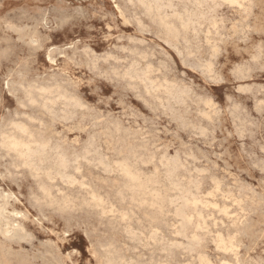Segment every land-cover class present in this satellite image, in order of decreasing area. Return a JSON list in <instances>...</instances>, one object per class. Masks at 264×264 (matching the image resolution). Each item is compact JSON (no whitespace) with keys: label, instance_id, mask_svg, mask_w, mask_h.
<instances>
[{"label":"rangeland","instance_id":"374dc122","mask_svg":"<svg viewBox=\"0 0 264 264\" xmlns=\"http://www.w3.org/2000/svg\"><path fill=\"white\" fill-rule=\"evenodd\" d=\"M128 1L0 0V53H4L0 56V115H37L36 134H43L40 137L45 142L61 148L50 183L62 194L54 205L37 203L36 181L26 169H21L15 179L0 180V204L6 209L0 226L7 227L3 222L10 225L8 235L0 231V264H200L202 260L203 264H264V153L260 151L264 147V66L257 64L252 71L246 66L239 78L231 76L228 67L246 65L249 51L264 47V0H215L209 9L180 4L179 0H160L158 8L149 12L138 0ZM117 47H127L142 58L146 80L140 87L128 88L91 71L94 58L110 54ZM17 65L24 67L30 79L40 77L57 83L71 79L76 107L62 108L57 100L18 113L17 98L9 88V77L18 79L14 75ZM225 68L230 71L227 75ZM37 124L45 129L39 130ZM201 129H207L205 137L199 135ZM86 146L91 148L87 150ZM79 150H87L90 155L86 151L80 156ZM60 161L67 165L61 162V167ZM174 163L178 164L173 167ZM166 170L174 179L166 176ZM4 172L0 168V175ZM64 173L75 180H68ZM189 180L195 188L187 185ZM217 185L220 193L209 197ZM190 191L195 193L188 194ZM193 199H200L202 204L207 200L215 207L201 211ZM174 201L181 204L174 205ZM173 207L180 209L175 211ZM190 214L195 222L185 223ZM218 238L229 242L220 243Z\"/></svg>","mask_w":264,"mask_h":264},{"label":"clouds","instance_id":"9594fccd","mask_svg":"<svg viewBox=\"0 0 264 264\" xmlns=\"http://www.w3.org/2000/svg\"><path fill=\"white\" fill-rule=\"evenodd\" d=\"M138 3L147 12L154 10L158 6L159 0H138ZM179 3L195 4L197 8L209 9L215 0H179ZM203 26L201 25V27ZM209 39H211V34ZM30 42L36 44L35 39ZM248 54L250 60L246 62V66L249 70L257 64L264 66L262 47L258 50L252 49ZM2 55L4 53H0V56ZM72 56L74 59L75 52L72 53ZM90 68L101 77L119 81L128 88H136L146 80V70L143 68L142 58L127 47H117L110 54L94 58ZM14 75L18 79L13 80L12 77H9V88L17 98L18 113L21 109L41 107L55 103L57 100L61 102L62 108L74 106L73 84L70 79L64 78L59 83L46 81L40 77L30 79L22 65H17ZM63 75L67 77V73ZM243 90L240 89V91ZM50 97H55L56 100L50 99ZM35 123L37 121L30 116L22 118L20 115L12 113L0 115V153H4L0 156V168L5 169L4 174L0 175V180L15 179L21 169L29 170L32 179L36 181L34 195L37 198V203L54 205L62 195L50 183L54 160L59 150L55 145L45 142L36 134ZM206 134L207 129L199 131L200 136ZM260 151L264 153V147H261ZM261 164L264 165V161H261ZM10 169H15V172ZM9 199H15V197H9Z\"/></svg>","mask_w":264,"mask_h":264},{"label":"bare ground","instance_id":"6f19581e","mask_svg":"<svg viewBox=\"0 0 264 264\" xmlns=\"http://www.w3.org/2000/svg\"><path fill=\"white\" fill-rule=\"evenodd\" d=\"M110 1H111V0H110ZM112 1H113V0H112ZM130 1H131V0H130ZM130 1H128V2H130ZM159 1H160V0H159ZM161 1H162V0H161ZM161 1H160V2H161ZM167 1H168V0H167ZM229 1H230V0H229ZM229 1H228V2H229ZM235 1H236V0H235ZM238 1H239V0H237V2H238ZM171 2H172V1H171ZM233 2H234V0L232 1V3H233ZM241 2H242V1H241ZM234 3H235V2H234ZM248 3H249V2H248ZM166 4H168V3H166ZM169 4H170V3H169ZM171 4H172V3H171ZM237 4H238V3H237ZM239 4H240V3H239ZM161 5H162V4H161ZM161 5H160V6H161ZM162 6H164V5H162ZM162 6H161V7H162ZM185 6H186V5H185ZM185 6H184V8H185ZM121 7H122V6H121ZM157 8H158V6H157ZM162 8H163V7H162ZM188 9H189V8H188ZM240 9H241V8H240ZM255 9H256V8H255ZM156 10H157V9H156ZM159 10H160V9H159ZM161 10H162V9H161ZM185 10H186V9H185ZM23 11H24V10H23ZM152 11H153V10H152ZM162 11H163V12H162ZM162 11H159V12H162V14H163V13H164V10H162ZM167 11H168V10H167ZM148 12H149V11H148ZM155 12L157 13L158 11H155ZM155 12H153V13H155ZM174 12H175V11H174ZM176 12H177V11H176ZM184 12H185V11H184ZM184 12H183V13H184ZM187 12H189V11L187 10ZM187 12H186V15H187V17H188L189 14H188ZM183 13H182V15H183ZM189 13H190V12H189ZM203 13H204V12H203ZM150 14H151V13H150ZM205 14H206V12L204 13V16H205ZM132 15H134V14H132ZM151 15H152V14H151ZM163 15H164V14H163ZM172 15H173V14H172ZM177 15H181V14H177ZM177 15H176V16H177ZM184 15H185V14H184ZM198 15H199V14H198ZM122 16H123V15H122ZM158 16H159V14H158ZM158 16H157V18H158ZM190 16H191V15H190ZM190 16H189V17H190ZM192 16H193V15H192ZM195 16H196V15H195ZM200 16H201V15H200ZM200 16H199V19H196V18H195V19H196V20H200ZM202 16H203V15H202ZM256 16H257V15H256ZM144 17H145V16H144ZM149 17H150V16H149ZM159 17H161V15H160ZM165 17H166V16H165ZM165 17H164V18H165ZM177 17H178V16H177ZM185 17H186V16H185ZM205 17H206V16H205ZM157 18H156V19H157ZM166 18H167V17H166ZM174 18H175V17H174ZM179 18H181V17H178L177 19H179ZM190 18H191V17H190ZM251 18H252V17H251ZM191 19H192V18H191ZM202 19L204 20V17H202ZM217 19H218V18H217ZM158 20H159V19H158ZM167 20H168V19H167ZM169 20H170V18H169ZM173 20H174V19H173ZM186 20L189 21V18H188V19L186 18ZM196 20H194V21H196ZM163 21H166V20L163 19ZM174 21H175V23H176V20H174ZM179 21H181V20H179ZM179 21H178V23H179ZM135 22H136V21H135ZM157 22H158V21H157ZM159 22H160V20H159ZM181 22H182V21H181ZM183 22H184V20H183ZM186 22H187V21H185L184 23L186 24ZM218 22H219V21H218ZM2 23H3V22H2ZM15 23H16V22H15ZM155 23H156V22H155ZM160 23H161V22H160ZM168 23H169V21H168ZM170 23H172V22H170ZM184 23H183V24H184ZM189 23H190V22H189ZM164 24H165V23H164ZM164 24H163V26H162L163 28H164ZM176 24H177V23H176ZM183 24H182V28L184 29L185 26H183ZM197 24H198V23H197ZM217 24H218V23H217ZM154 25H155V24H154ZM158 25H159V24H158ZM160 25H161V24H160ZM180 25H181V24H180ZM187 25H188V27L190 26L189 24H187ZM191 25H192V24H191ZM193 25H194V22H193ZM210 25H211V24H210ZM139 26H140V25H139ZM178 26H179V24H178ZM168 27H169V26H168ZM168 27H167V28H168ZM170 27H172V26H170ZM174 27H175V25H174ZM174 27H172V28H174ZM179 27H180V26H179ZM190 27H191V26H190ZM192 27H193V26H192ZM246 27H247V26H246ZM138 28H140V27H138ZM141 28H142V27H141ZM167 28H165V29H167ZM172 28H168V29H172ZM182 28H181V29H182ZM175 29H176V27H175ZM187 29H188V28H187ZM190 29H194V28H190ZM140 30H141V29H140ZM176 30L180 31L179 29H176ZM176 30H175V32H178V31H176ZM198 30H199V29H198ZM173 31H174V30H173ZM186 31H187V30H186ZM186 31H185V32H186ZM199 31H200V30H199ZM239 31H240V30H239ZM147 32H148V31H147ZM149 32H150V31H149ZM159 32H160V31H159ZM170 32H172V31L170 30ZM183 32H184V30H183ZM207 32H208V31H207ZM250 32H251V31H250ZM143 33H144V32H143ZM156 33H157V32H156ZM168 33H169V31H168ZM173 33H174V32H173ZM178 33H179V32H178ZM178 33H176V34H178ZM186 33H187V32H186ZM160 34H161V33H160ZM170 34H171V33H170ZM183 34H184V33H183ZM210 34H211V33H210ZM242 34H243V33H242ZM142 35H143V34H142ZM179 35L181 36V34H179ZM205 35H206V34H205ZM249 35H250V34H249ZM172 36H173V34H172ZM219 36H220V35H219ZM223 36H224V35H223ZM236 36H237V35H236ZM166 37H167V36H166ZM177 37H178V35H177ZM177 37H176V38H177ZM198 37H199V36H198ZM205 37H206V36H205ZM176 38L173 37V38H171V39L177 40ZM183 38H185V37H183ZM239 38H240V37H239ZM197 39H198V38H197ZM199 39H200V38H199ZM199 39H198V40H199ZM206 39H207V37H206ZM135 40H136V39H135ZM231 40H232V39H231ZM129 41H131V40H129ZM166 41H167V40H166ZM191 41H192V40H191ZM195 41H197V40H195ZM207 41H209V40H207ZM214 41H215V40H214ZM13 42H14V41H13ZM193 42H194V41H193ZM218 42H219V41H218ZM165 43H166V42H165ZM258 43H259V42H258ZM141 44H142V43H141ZM206 44H207V43H206ZM211 45H212V44H211ZM145 47H146V46H145ZM190 47H191V45H190ZM255 47H256V46H255ZM258 47H259V46H258ZM191 48H192V47H191ZM145 49H146V48H145ZM211 49H212V48H211ZM259 49H260V48H259ZM139 50H140V49H139ZM195 50H197V49H195ZM111 51H112V50H111ZM147 51H148V50H147ZM149 51H150V48H149ZM191 51H192V50H191ZM191 51H190V52H191ZM194 53H195V52H194ZM198 53H199V52H198ZM139 54H141V53H139ZM143 54H144V53H143ZM145 54H146V53H145ZM213 54H214V53H213ZM147 55H149V54H147ZM189 55H190V54H189ZM194 55H195V54H194ZM141 56H142V55H141ZM145 56H146V55H145ZM150 56H151V55H150ZM191 56H192V55H191ZM192 57H193V56H192ZM15 59H16V58H15ZM144 59H145V58H144ZM147 59H148V58H147ZM150 59H151V58H150ZM188 59H189V58H188ZM190 59H191V58H190ZM216 59H217V58H216ZM188 61H189V60H188ZM246 61H247V60H246ZM159 62H160V60H159ZM242 63H244V62H242ZM82 64H83V63H82ZM244 64H245V63H244ZM164 65H165V64H164ZM184 65H185V64H184ZM233 65H234V64H233ZM236 65H237V64H236ZM148 66H149V65H148ZM198 66H199V65H198ZM231 66H232V65H231ZM156 67H157V66H156ZM156 67H155V68H156ZM188 67H189V66H188ZM200 67H201V66H200ZM1 68H2V67H1ZM149 68H150V67H149ZM155 68H154V69H155ZM219 68H220V67H219ZM229 69H230V68H229ZM248 69H249V68H248ZM87 70H88V69H87ZM148 70H149V69H148ZM191 70H192V69H191ZM199 70H200V69H199ZM216 70H217V69H216ZM243 70H244V69H242V71H243ZM201 71H202V70H201ZM247 71H248V70H247ZM251 71H252V70H251ZM90 72H91V71H90ZM158 72H159V71H158ZM229 72H230V71H229ZM229 72H228V73H229ZM147 73H148V72H147ZM218 73H219V72H218ZM243 73H244V72H243ZM245 73H246V72H245ZM250 73H251V72H250ZM89 74H90V73H89ZM153 74H154V72H153ZM215 75H216V74H215ZM247 75H248V74H247ZM91 76H92V75H91ZM203 76H204V75H203ZM231 76H233V75H231ZM98 77H99V76H98ZM161 77H162V76H161ZM215 77H216V76H215ZM155 78H156V77H155ZM88 79H89V78H88ZM243 79H244V78H243ZM70 80H71V79H70ZM150 82H151V81H150ZM165 82H166V81H165ZM165 82H163V84H164ZM146 83H147V82H146ZM152 83H156V82H152ZM166 83H167V82H166ZM147 84H148V83H147ZM147 84H146V85H147ZM173 84H174V83H173ZM117 85H118V84H117ZM161 85H162V84H161ZM177 85H178V84H177ZM247 85H248V84H247ZM255 85H257V84H255ZM196 86H197V85H196ZM139 87H140V86H139ZM173 87H174V86H173ZM181 87H182V86H181ZM119 88H120V87H119ZM124 88H125V87H124ZM248 88H249V87H248ZM255 88H256V87H255ZM10 89H11V88H10ZM74 89H76V88H74ZM142 89H143V88H142ZM142 89H141V90H142ZM167 89H168V86H167ZM173 89H174V88H173ZM173 89H172V91H174ZM198 89H199V88H198ZM243 89H244V88H243ZM184 90H185V89H184ZM199 90H200V89H199ZM249 90H250V89H249ZM262 90H263V89H262ZM262 90H261V91H262ZM124 91H125V90H124ZM151 91H152V90H151ZM157 91H158V90H157ZM164 91H165V90H164ZM166 91H167V90H166ZM166 91H165V92H166ZM169 91H171V88H170V90L168 89V92H169ZM175 91H176V90H175ZM207 91H208V90H207ZM258 91H259V90H258ZM204 92H206V91H204ZM140 93H141V92H140ZM143 93H144V92H143ZM169 93H170V92H169ZM172 93H173V92H172ZM193 93H194V92H193ZM173 94H174V93H173ZM179 94H180V93H179ZM242 94H243V93H242ZM258 94H259V93H258ZM174 95H176V94H174ZM177 95H178V93H177ZM182 95H184V94H182ZM204 95H205V94H204ZM169 96L171 97L172 95L168 94V97H169ZM185 96H186V95H185ZM198 96H199V95H198ZM174 97H176V96H174ZM174 97H173V98H174ZM182 97H183V96H182ZM186 97H187V96H186ZM205 97H206V96H205ZM165 98H166V97H165ZM191 98H192V97H191ZM209 98H210V96H209ZM228 98H229V97H228ZM230 98H231V97H230ZM51 99H53V98L51 97ZM55 99H56V98H55ZM80 99H81V98H80ZM160 99H161V98H160ZM160 99H159V100H160ZM226 99H227V98H226ZM231 99H232V98H231ZM73 100H74V99H73ZM76 100H77V99H76ZM156 100H157V99H156ZM171 100H172V99H171ZM183 100H184V99H183ZM188 100H189V99H188ZM74 101H75V100H74ZM160 101H161V100H160ZM204 101H206V100H204ZM252 101H253V100H252ZM76 102H77V101H76ZM76 102H74V103H76ZM209 102H210V101H209ZM211 102H212V101H211ZM227 102H228V101H227ZM59 103H60V102H59ZM139 103H140V102H139ZM185 103H186V102H185ZM153 104H154V103H153ZM172 104H174V103H172ZM235 104H236V103H235ZM254 104H255V103H254ZM47 105H48V104H47ZM159 105H160V104H159ZM164 105H165V104H164ZM202 105H203V104H202ZM214 105H215V104H214ZM230 105H231V104H230ZM230 105H229V106H230ZM255 105H256V104H255ZM257 105H258V104H257ZM74 106L76 107V105H74ZM77 106H78V103H77ZM143 106H144V105H143ZM203 106H204V105H203ZM232 106H233V105H232ZM44 107H46V106H44ZM75 107H73V108H75ZM82 107H83V106H82ZM126 107H127V106H126ZM160 107H161V106H160ZM183 107H184V106H183ZM263 107H264V105H263ZM263 107H262V108H263ZM38 108H40V107H38ZM42 108H43V107H42ZM42 108H41V109H42ZM67 108H68V107H67ZM146 108H147V107H146ZM213 108H214V107H213ZM34 109H35V108H34ZM44 109H45V108H44ZM47 109H48V107H47ZM47 109H46V112H47ZM50 109H52V108H50ZM50 109H49V110H50ZM57 109H58V108H57ZM69 109L71 110V108H69ZM75 109H76V108H75ZM75 109H73V110H75ZM187 109H188V108H187ZM65 110H66V109H65ZM76 110H77V109H76ZM145 110H146V109H145ZM148 110H149V109H148ZM164 110H165V109H164ZM169 110H170V109H169ZM40 111H41V110H40ZM50 111H51V110H50ZM59 111H60V110H59ZM63 111H64V110H63ZM71 111H72V110H71ZM133 111H134V110H133ZM149 111H150V110H149ZM154 111H155V110H154ZM230 111H231V110H230ZM237 111H238V109H237ZM254 111H255V110H254ZM29 112H30V111H29ZM35 112H36V111H35ZM66 112H67V111H66ZM160 112H161V111H160ZM162 112H163V111H162ZM54 113H55V112H54ZM60 113H61V112H60ZM73 113H74V112H73ZM136 113H137V112H136ZM152 113H153V112H152ZM224 113H225V112H224ZM33 114H34V112H33ZM39 114H40V113H39ZM42 114H44V113H42ZM45 114H46V113H45ZM45 114H44V115H45ZM49 114H50V112H49ZM75 114H76V113H75ZM96 114H97V113H96ZM138 114H139V113H138ZM214 114H215V113H214ZM218 114H219V113H218ZM232 114H234V113H232ZM246 114H247V113H246ZM259 114H260V113H259ZM40 115H41V114H40ZM44 115H43V116H44ZM51 115H52V113H51ZM54 115H55V114H54ZM63 115H64V114H63ZM67 115H69V114H67ZM71 115H72V114H71ZM127 115H128V114H127ZM165 115H166V114H165ZM32 116H33V115H32ZM48 116H49V115H48ZM55 116H56V115H55ZM69 116H70V115H69ZM72 116H74V115H72ZM75 116H76V115H75ZM136 116H137V115H136ZM176 116H177V115H176ZM202 116H203V115H202ZM206 116H207V115H206ZM213 116H214V115H213ZM232 116H233V115H232ZM235 116H237V115H235ZM35 117L37 118V115H35ZM35 117H33V119H34ZM50 117H51V116H50ZM53 117H54V116H53ZM56 117H57V116H56ZM66 117H67V116H66ZM177 117H178V116H177ZM215 117H216V116H215ZM230 117H231V116H230ZM230 117H229V118H230ZM252 117H253V116H252ZM38 118H39V117H38ZM44 118H45V116H44ZM46 118H47V117H46ZM57 118H58V117H57ZM63 118H64V117H63ZM69 118H71V117H69ZM74 118H75V117H74ZM107 118H108V117H107ZM107 118H106V119H107ZM147 118H148V117H147ZM179 118H180V117H179ZM211 118H212V117H211ZM237 118H238V116H237ZM40 119H42V118H40ZM49 119H50V118H49ZM51 119H52L51 121H53V118H51ZM55 119H56V118H55ZM200 119H201V118H200ZM248 119H249V118H248ZM36 120H37V119H36ZM43 120H44V119H43ZM206 120H207V119H206ZM233 120H234V119H233ZM236 120H237V119H236ZM238 120H239V119H238ZM238 120H237V121H238ZM41 121H42V120H41ZM51 121H50V122H51ZM72 121H73V120H72ZM82 121H84V120H82ZM211 121H212V120H211ZM39 122H40V121H39ZM69 122H70V121H69ZM230 122H231V121H230ZM241 122H242V121H241ZM246 122H247V121H246ZM40 123H41V122H40ZM40 123H39V125H40ZM44 123H45L44 126H46V121H45ZM65 123H66V122H65ZM103 123H104V121H103ZM190 123H191V122H190ZM42 124H43V123H42ZM47 124H49V123H47ZM107 124H108V123H107ZM109 124H110V123H109ZM113 124H114V123H113ZM148 124H149V123H148ZM199 124H200V123H199ZM199 124H198V125H199ZM209 124H211V123H209ZM37 125H38V124H37ZM39 125L37 126V128H39ZM52 125H53V124H52ZM111 125H112V124H111ZM117 125H118V124H117ZM117 125H116V127H117ZM205 125H206V124H205ZM34 126H35V125H34ZM95 126H96V125H95ZM100 126H101V125H100ZM145 126H146V125H145ZM200 126H201V125H200ZM49 127H50V125H49ZM51 127H52V126H51ZM51 127H50V128H51ZM238 127H240V126H238ZM34 128H35V127H34ZM47 128H48V127H47ZM50 128H49V129H50ZM91 128H92V127H91ZM204 128H205V127H204ZM243 128H244V127H243ZM43 129H45V128H43ZM43 129H40V128H39V130H43ZM49 129H47V130H49ZM52 129H53V128H52ZM93 129H94V128H93ZM117 129L119 130V127H118ZM156 129H157V128H156ZM223 129H224V128H223ZM236 129H237V128H236ZM238 129H240V128H238ZM50 130H51V129H50ZM90 130H91V129H90ZM104 130H105V128H104ZM106 130H107V128H106ZM108 130H109V129H108ZM114 130H115V129H114ZM118 130H117V131H118ZM146 130H147V129H146ZM153 130H154V129H153ZM189 130H190V129H189ZM91 131H92V130H91ZM130 131H131V130H130ZM142 131H143V130H142ZM242 131H243V130H242ZM79 132H80V131H79ZM145 132H146V131H145ZM52 133H53V132H52ZM95 133H96V132H95ZM141 133H142V132H141ZM172 133H173V132H172ZM197 133H198V132H197ZM207 134H208V133H207ZM212 134H213V133H212ZM238 134H239V133H238ZM240 134H241V133H240ZM251 134H252V133H251ZM40 135H41V134H40ZM40 135H39V136H40ZM42 135H43V134H42ZM42 135H41V136H42ZM50 135H52V134H50ZM150 135H151V133H150ZM52 136H53V135H52ZM54 136H55V135H54ZM57 136H58V135H57ZM105 136H106V134H105ZM230 136H231V135H230ZM256 136H257V135H256ZM55 137H56V136H55ZM55 137L52 138V139H55ZM121 137H122V136H121ZM124 137H125V136H124ZM140 137H141V136H140ZM171 137H172V136H171ZM204 137H205V136H204ZM43 138H44V137H43ZM57 138H58V137H57ZM60 138H61V137H60ZM60 138H59V139H60ZM94 138H95V137H94ZM172 138H173V137H172ZM48 139H49V138H48ZM62 139H63V138H62ZM193 139H194V138H193ZM251 139H252V138H251ZM50 140H51V139H50ZM50 140H49V141H50ZM57 140H58V139H57ZM143 140H144V139H143ZM177 140H178V139H177ZM214 140H215V139H214ZM216 140H217V139H216ZM60 141H61V139H60ZM89 141H90V140H89ZM93 141H94V140H93ZM54 142H55V144L57 143V141H55V140H54ZM87 142H88V141H87ZM94 142H95V141H94ZM96 142H97V141H96ZM96 142H95V143H96ZM113 142H114V141H113ZM174 142H175V141H174ZM179 142H180V141H179ZM207 142H208V141H207ZM49 143H51V141H50ZM60 143L63 144L62 141H61ZM60 143H59V144H60ZM88 143H89V142H88ZM95 143H94V144H95ZM86 144H87V143H86ZM92 144H93V143H92ZM150 144H151V143H150ZM65 145H66V143H65ZM65 145L63 146L64 148H66ZM73 145H74V144H73ZM84 145H85V144H84ZM98 145H99V144H98ZM160 145H161V144H160ZM60 146H62V145H60ZM68 146H69V144H68ZM74 146H75V145H74ZM89 146H91V145H89ZM94 146H95V145H94ZM94 146H93V147H94ZM151 146H152V145H151ZM248 146H249V145H248ZM57 147H58V145H57ZM57 147H56V148H57ZM63 147H62V148H63ZM70 147H71V145H70ZM86 147H87V146H86ZM100 147H101V146H100ZM262 147H263V146H262ZM67 148H69V147H67ZM78 148H79V147H78ZM88 148H91V147H87V150H88ZM94 148H96V147H94ZM94 148H93V149H94ZM162 148H163V147H162ZM220 148H221V147H220ZM259 148H260V147H259ZM71 149H72V147H71ZM71 149H70V150H71ZM80 149H83V148H80ZM98 149H99V147H98ZM59 150H61L60 147H59ZM62 150H63V149H62ZM75 150H76V149H75ZM87 150H86V151H87ZM89 150H90V149H89ZM96 150H97V149H96ZM100 150H101V149H100ZM157 150L159 151V148H158ZM160 150H162V149H160ZM182 150H183V149H182ZM241 150H242V149H241ZM63 151H64V153H65L66 150L64 149ZM67 151H69V149H68ZM79 151H80V150H79ZM86 151H83V152H86ZM175 151H176V150H175ZM183 151H184V150H183ZM59 152H60V151H59ZM61 152H62V151H61ZM72 152H74V149H73ZM77 152H78V151H76L75 153L77 154ZM80 152H81V151H80ZM80 152H79V153H80ZM83 152H81L80 156L82 155ZM88 152H89V151H87L86 153H88ZM91 152H92V151H91ZM197 152H198V151H197ZM64 153H63V154H64ZM96 153H97V152H96ZM141 153H142V152H141ZM163 153H164V152H163ZM180 153H181V152H180ZM180 153H179V154H180ZM189 153H190V152H189ZM245 153H246V152H245ZM71 154H72V153H71ZM73 154H74V153H73ZM73 154H72V155H73ZM88 154H89V153H88ZM93 154H94V153H93ZM97 154H98V153H97ZM183 154H184V152H183ZM196 154H197V153H196ZM57 155H58V153H57ZM67 155H68V154H67ZM72 155H71V158H73ZM89 155H90V154H89ZM192 155H193V154H192ZM58 156H59V157H58V159H59L60 156H61V154L58 155ZM65 156H66V155H65ZM76 156H78V155H76ZM87 156H88V155H87ZM96 156H97V155H96ZM142 156H143V155H142ZM152 156H153V155H152ZM197 156H198V155H197ZM205 156H206V155H205ZM251 156H252V155H251ZM85 157H86V156H85ZM93 157H95V154H94ZM82 158H83V157H81V159H82ZM86 158H88V157H86ZM91 158H92V157H91ZM103 158H104V157H103ZM194 158H195V157H194ZM56 159H57V156H56V158H55L54 161H56ZM66 159H67V157H66ZM74 159H75V158H74ZM74 159H73V160H74ZM76 159H77V157H76ZM76 159H75V161H76ZM94 159H96V158H94ZM99 159H100V158H99ZM161 159H162V158H161ZM167 159H168V157H167ZM175 159H176V158H175ZM189 159H190V158H189ZM62 160H64V159H62ZM86 160H88V159H86ZM89 160H91V159H89ZM92 160H93V159H92ZM102 160H103V159H102ZM152 160H153V159H152ZM183 160H185V159H183ZM201 160H202V159H201ZM201 160H200V161H201ZM57 161H58V160H57ZM68 161H69V160H68ZM68 161L66 160V161H64V162L67 163ZM96 161H97V160H96ZM100 161H101V160H98L97 162H100ZM124 161H125V160H124ZM139 161H140V160H139ZM145 161H146V160H145ZM179 161H180V160H179ZM191 161H192V160H191ZM251 161H252V160H251ZM61 162H63V161H60V163L58 162V164H59V165L61 164V167H63ZM64 162H63V163H64ZM73 162H74V161H73ZM73 162H72V163H73ZM76 162H77V161H76ZM87 162H90V161H87ZM101 162H103V161H101ZM114 162H115V161H114ZM159 162H160V161H159ZM167 162H170V161H167ZM206 162H207V161H206ZM209 162H210V161H209ZM214 162H215V161H214ZM54 163H55V162H54ZM94 163H95V162H94ZM106 163H107V162H106ZM116 163H117V162H116ZM120 163L124 164L125 162H122V161H121ZM160 163H161V162H160ZM171 163H173V162H171ZM64 164H65V163H64ZM69 164H70V163H69ZM69 164H68V165H69ZM77 164H78V163H77ZM103 164H105V162H104ZM117 164H118V163H117ZM122 164H120V165H122ZM126 164H127V163H126ZM126 164H125V165H126ZM167 164H168V163H167ZM175 164H178V163H174V164H171V165L174 167ZM192 164H193V163H192ZM195 164H196V163H195ZM254 164H255V163H254ZM65 165H67V164H65ZM71 165H72V164H71ZM120 165H119V167H120ZM168 165H169V164H168ZM168 165H167V166H168ZM76 166H77V165H76ZM81 166H82V165H81ZM81 166H80V167H81ZM105 166H106V165H105ZM105 166H104V167H105ZM115 166H116V165H115ZM130 166H131V165H130ZM130 166H128V167H130ZM160 166H161V165H160ZM167 166H166V167H167ZM195 166H196V165H195ZM205 166H206V165H205ZM256 166H257V165H256ZM58 167H59V166H58ZM69 167H70V166H69ZM71 167H72V166H71ZM71 167H70V168H71ZM73 167H74V166H73ZM73 167H72V168H73ZM78 167H79V166H78ZM94 167H95V166H94ZM122 167H123V166H122ZM161 167H162V166H161ZM161 167H160V169H161ZM166 167H165V168H166ZM168 167H170V165H169ZM168 167H167V169H169ZM173 167H172V169H173ZM177 167H178V165H176V168H177ZM64 168H65V166H64ZM70 168H69V169H70ZM75 168L77 169V167H75ZM106 168H107V167H106ZM108 168H109V167H108ZM125 168H126V167L124 166V169H125ZM162 168H163V167H162ZM176 168H175V169H176ZM183 168H184V167H183ZM192 168H193V167H192ZM263 168H264V167H263ZM76 169H74V170L76 171ZM102 169H103V168H102ZM124 169H123V171H124ZM127 169H128V168H126V170H127ZM205 169H206V168H205ZM64 170H66V169H63V172H64ZM77 170H79V168H78ZM107 170H108V169H107ZM170 170H171V169H170ZM183 170H184V169H183ZM80 171H81V170H80ZM123 171H120V172L122 173ZM127 171H128V170H127ZM166 171H168V173H166V174H167L166 176L169 177L168 174H169V173L172 174V172L169 171V170H166ZM172 171H173V170H172ZM186 171H187V170H186ZM261 171H262V170H261ZM56 172H57V171H56ZM110 172H111V171H110ZM124 172H126V171H124ZM136 172H137V171H136ZM174 172H175V171H174ZM177 172H179V171H177ZM196 172H197V171H196ZM105 173H106V172H105ZM111 173H112V172H111ZM128 173H129V171H128ZM138 173H139V172H138ZM163 173H164V172H163ZM175 173H176V172H175ZM179 173H181V172H179ZM191 173H192V172H191ZM198 173H199V172H198ZM205 173H206V172H205ZM207 173H208V171H207ZM211 173H212V172H211ZM211 173H210V174H211ZM259 173H260V172H259ZM60 174H62V173H60ZM60 174H58V175L60 176ZM64 174H65V173H64ZM71 174H72V173H71ZM66 175H67V174H65V177H67L68 180H69L70 178H73L72 176H71L70 178L68 177V175L70 176V174H68L67 176H66ZM129 175H131V174L129 173ZM129 175H128V176H129ZM169 175H170V174H169ZM173 175H174V173H173ZM189 175H190V174H189ZM197 175H198V174H197ZM56 176H57V175H56ZM56 176H55V177H56ZM63 176H64V175H63ZM63 176H62V177H63ZM128 176H127V177H128ZM138 176H139V175H138ZM170 176L173 177L172 175H170ZM133 177L135 178V174L133 175ZM133 177H129V178H132V180L136 181V179H133ZM167 177H166V178H167ZM183 177H184V176H183ZM30 178H31V177H30ZM53 178H54V177H53ZM153 178H154V177H153ZM198 178H199V177H198ZM212 178H213V177H212ZM73 179H74V178H73ZM127 179H128V178H127ZM173 179H174V177H173ZM190 179H191V178H190ZM195 179H196V178H195ZM61 180H63V178H62ZM65 180H66V179H65ZM74 180H75V179H74ZM130 180H131V179H130ZM137 180H139V179H137ZM169 180H170V179H169ZM178 180H179V179H178ZM222 180H223V179H222ZM70 181L72 182V179H71ZM80 181H82V180H80ZM147 181H148V180H147ZM152 181H153V180H152ZM172 181H173V180H172ZM189 181H190V180H189ZM64 182H65V181H64ZM74 182H75V181H74ZM176 182H177V181H176ZM176 182H172V183L174 184V183H176ZM197 182H198V181H197ZM65 183H68V182H65ZM79 183H80V182H79ZM125 183H127V182H125ZM189 183H190V184H187V185H189V186H190V185H193V188H195L193 182H192L193 184H191V181H190ZM213 183H214V182H213ZM223 183H224V182H223ZM68 184H69V183H68ZM70 184H71V183H70ZM81 184H83V183H81ZM143 184H144V182H143ZM143 184H142V185H143ZM218 184H219V183H218ZM78 185H80V184H78ZM125 185H126V184H125ZM174 185H175V184H174ZM174 185H173V186H174ZM179 185H180V184H179ZM183 185H184V184H183ZM197 185H198V184H197ZM199 185H200V184H199ZM228 185H229V184H228ZM80 186H81V185H80ZM82 186H83V185H82ZM84 186H85V185H84ZM177 186H178V184H177ZM177 186H176V187H177ZM195 186H196V185H195ZM213 186H214V185H213ZM215 186H216V185H215ZM240 186H241V185H240ZM85 187H86V186H85ZM181 187H182V186H181ZM190 187H191V186H190ZM217 187H218V185H217ZM230 187H231V186H230ZM82 188H83V187H82ZM124 188H125V187H124ZM128 188H129V187H128ZM131 188L133 189L134 187L132 186ZM198 188H199V187H198ZM198 188H196L195 190H197ZM213 188H214V187H213ZM172 189H173V188H172ZM241 189H242V188H241ZM241 189H240V190H241ZM173 190H174V189H173ZM182 190H183V189H182ZM189 190H190V188H189ZM189 190H188V191H189ZM191 190H194V189H191ZM195 190H194V191H195ZM247 190H248V189H247ZM247 190H246V191H247ZM133 191H134V190H133ZM133 191H130V192H133ZM175 191H178V189L175 190ZM251 191H252V190H251ZM143 192H144V191H143ZM149 192H150V191H149ZM154 192H155V191H154ZM185 192H186V191H185ZM195 192H196V191H195ZM195 192H191V191H190V192H188V194H189V193L192 194V193H195ZM90 193H91V192H90ZM126 193H127V192H126ZM172 193H173V191H172ZM178 193H179V192H178ZM219 193H220V192H219ZM227 193H228V192H227ZM155 194H156V193H155ZM159 194H160V193H159ZM188 194H186V195H188ZM196 194H197V192H196ZM196 194H194V195H196ZM93 195H94V194H93ZM122 195H123V194H122ZM152 195H153V193H152ZM176 195H177V193H176ZM184 195H185V194H184ZM199 195H200V194H199ZM204 195H205V194H204ZM223 195H224V194H223ZM229 195H231V194H229ZM238 195H239V194H238ZM124 196H125V194H124ZM179 196H180V195H179ZM214 196H215V195H214ZM90 197H91V196H90ZM120 197H121V195H120ZM154 197H155V196H154ZM168 197H169V196H168ZM176 197H177V196H176ZM176 197L174 198V200H176ZM193 197H194V196H193ZM195 197H197V195H196ZM220 197H221V196H220ZM95 198H96V197L93 196L92 199L95 200ZM97 198H98V197H97ZM121 198H123V197H121ZM138 198H139V197H138ZM177 198H179V197H177ZM183 198H184V197L182 196V200H183ZM191 198H192V196H191ZM214 198H215V197H214ZM221 198H222V197H221ZM232 198H233V197H232ZM67 199H68V198H67ZM98 199H99V198H98ZM98 199H97V200H98ZM170 199H171V197H170ZM172 199H173V198H172ZM172 199H171L170 201H172ZM179 199H180V198H179ZM184 199H185V198H184ZM211 199H212V198H211ZM238 199H239V198H238ZM101 200H102V199H100V201H101ZM168 200H169V199H168ZM193 200H194V199H193ZM198 200H200V199H198ZM68 201H69V200H68ZM100 201H99V202H100ZM177 201H178V199H177ZM179 201H181V200H179ZM179 201H178V202H179ZM186 201H187V200H186ZM186 201H185V203H187L186 205H188V203H189L190 201H189V202H186ZM194 201H195V200H194ZM200 201H201V200H200ZM203 201H204V200H203ZM90 202H92V201H90ZM94 202H95V201H94ZM160 202H161V201H160ZM172 202H173V201H172ZM181 202H184V200L181 201ZM181 202L178 204L177 202L174 201V203H175L174 205H176V203H177L178 205H180ZM192 202H193V201H192ZM59 203H60V202H59ZM71 203H72V201H71ZM96 203H97V202H96ZM100 203H104V201H103V202H100ZM151 203H152V202H151ZM151 203H150V204H151ZM168 203H171V202H168ZM185 203H184V204H185ZM65 204H67V203H65ZM97 204H98V203H97ZM184 204H183V205H184ZM201 204H202V203H201ZM231 204H232V203H231ZM67 205H69V204H67ZM172 205H173V203H172ZM174 205H173V206H174ZM183 205H182L181 207H184ZM186 205H185V206H186ZM189 205H190V203H189ZM196 205H197V204H196ZM237 205H238V204H237ZM61 206H63V205H61ZM190 206H193V203H192V205H190ZM200 206H201V205H200ZM225 206H226V205H225ZM238 206H239V205H238ZM101 207H102V206H101ZM177 207H178V206H177ZM177 207H176V208H177ZM187 207H188V206H187ZM197 207H198V205H197ZM173 208H174V207H173ZM176 208H174V210H175ZM184 208L186 209V207H184ZM195 208H196V206H195ZM198 208H199V207H198ZM203 208H204V207L200 208L199 210H201V209H203ZM210 208H211V207H210ZM239 208H240V207H239ZM248 208H249V207H248ZM101 209H102V208H101ZM110 209H111V208H110ZM178 209H180V208H177V210H178ZM181 209H182V208H181ZM189 209H190V208H189ZM196 209H197V208H196ZM5 210H6V209H5L4 204H0V221H3V213H4ZM174 210H173V212H174ZM102 211H103V210H102ZM175 211H176V210H175ZM180 211H181V210H180ZM186 211H187V210H186ZM196 211H197V210H196ZM201 211H202V210H201ZM201 211L196 212V214H197V213H201ZM103 212H104V211H103ZM183 212L185 213L184 210H183ZM217 212H218V211H217ZM101 213H102V212H101ZM178 213H179V212H178ZM178 213H176V214H178ZM194 213H195V211H194ZM236 213H237V212H236ZM236 213H235V214H236ZM181 214L183 215V213H181ZM17 215H18V214H17ZM122 215H123V214H122ZM182 215H179L180 218L178 217V219L181 220V216H182ZM198 215H199V214H198ZM124 216H125V215H124ZM176 216H177V215H176ZM189 216H192V215L190 214ZM195 216H197V215H195ZM174 217H175V216H174ZM186 217H187V216H186ZM123 218H124V217H123ZM195 218H196V217H195ZM199 218H201V216L198 217V219H199ZM202 218H203V217H202ZM223 218H224V217H223ZM226 218H227V217H226ZM69 219H70V218H69ZM185 219H186V218H185ZM185 219H184V220H185ZM187 219H188V217H187ZM211 219H213V218H211ZM180 220H179V221H180ZM184 220H183V221H184ZM195 220H196V219H195ZM123 221H124V220H123ZM181 221H182V220H181ZM187 221H188V220H186L185 223H186ZM197 221H198V220H197ZM204 221H205V220H204ZM218 221H219V220H218ZM198 222H199V221H198ZM205 222H206V221H205ZM205 222H202V223L206 224ZM222 222H223V221H222ZM199 223H200V222H199ZM219 223H220V222H219ZM3 224L6 225L7 227L4 228V229H1V226H0V231H1L3 234H7V235H8V233H9L8 226H10V225H9L8 222H3ZM179 224H180V223L177 222V225H179ZM204 224H202V225H204ZM234 224H235V223H234ZM184 225H185V224H184ZM17 226H18V224H17ZM180 226H181V225H180ZM199 226H201V225H198V227H199ZM198 227H195V229L197 230ZM204 227H206V225H205ZM127 228H128V227H127ZM178 228H179V227H178ZM183 228H184V227H183ZM215 228H216V227H215ZM180 229H181V228H179V230H180ZM200 229H201V228H200ZM126 230H127V229H126ZM182 230H183V229H182ZM185 230H186V229H185ZM196 230H195V232H196ZM200 231L202 232V230H200ZM225 231H226V230H225ZM129 232H130V231H129ZM177 232H179V231L177 230ZM220 232H221V231H220ZM153 233H154V232H153ZM193 233H194V232H193ZM193 233H191V234L193 235ZM126 234H127V233H126ZM132 234H133V233H132ZM134 234H135V233H134ZM142 234H143V233H142ZM154 234H156V232H155ZM157 234H158V233H157ZM178 234H179V233H178ZM180 234H182V233L180 232ZM180 234H179V235H180ZM184 234H185V233H183V235H184ZM218 235H219V234H218ZM124 236H125V235H124ZM127 236H128V235H127ZM150 236H151V235H150ZM155 236H156V235H155ZM155 236H154L153 239L156 240ZM198 236H199V235H198ZM200 236H201V235H200ZM219 236H220V235H219ZM135 237H136V236H135ZM196 237H197V236H195L194 238H196ZM217 237H218V236H217ZM221 237H222V235H221ZM221 237H219V238H221ZM128 238H131V237H128ZM151 238H152V237H151ZM184 238L186 239L185 236H184ZM190 238H192V237L190 236ZM219 238H218V239H219ZM134 239H135V238H134ZM165 239H166V238H165ZM231 239H232V238H231ZM139 240H140V239H139ZM144 240H145V239H144ZM149 240H150V239H149ZM151 240H152V239H151ZM172 240H173V238H172ZM188 240H189V239H188ZM197 240H198V239L196 238L195 241L197 242ZM129 241H130V240H129ZM191 241H192V240H191ZM195 241H194V242H195ZM231 241H233V240H231ZM151 242H152V241H151ZM153 242H154V241H153ZM161 242H162V241H161ZM166 242H167V241H166ZM181 242H182V241H181ZM196 242H195V243H196ZM219 242H220V239H219ZM227 242H229V241H227ZM131 243H132V242H131ZM136 243H137V242H136ZM179 243H180V242H179ZM190 243H191V242H190ZM190 243H189V244H190ZM217 243H218V241H217ZM220 243H221V242H220ZM220 243H219V245H220ZM89 244H90V243H89ZM133 244H134V243H133ZM136 245H137V244H136ZM227 245H228V244H227ZM229 245H230V244H229ZM173 246H174V245H173ZM217 246H218V245H217ZM230 246H231V245H230ZM234 246H235V245H234ZM234 246H233V247H234ZM112 247H113V246H112ZM142 247H143V246H142ZM166 247H167V246H166ZM166 247H165V248H166ZM171 247H172V246H171ZM180 247H181V246H180ZM188 247H189V246H188V244H187V247H186V248H188ZM190 247H191V244H190ZM222 247H223V246H222ZM225 247H227V246L225 245ZM235 247H236V246H235ZM145 248H146V247H145ZM192 248H193V247H192ZM101 249H102V248H101ZM133 249H134V248H133ZM136 249H137V248H136ZM146 249H147V248H146ZM161 249H162V248H161ZM163 249H164V247H163ZM176 249H177V248H176ZM188 249H189V248H188ZM224 249H225V248H224ZM232 249H233V248H232ZM232 249H230V251H231ZM152 250H153V249H152ZM234 250H235V249H234ZM163 251H164V250H163ZM193 251H194V250H193ZM43 252H44V251H43ZM167 253H168V252H167ZM193 253H194V252H193ZM114 254H115V253H114ZM145 254H146V253H145ZM161 254H162V253H161ZM161 254H160V255H161ZM191 254H192V253H191ZM110 255H111V254H110ZM143 255H144V253H143ZM165 256H166V255H165ZM181 256H182V255H181ZM130 257H131V256H130ZM151 257H152V256H151ZM169 257H170V256H169ZM189 257H190V256H189ZM199 257H200V254H199ZM98 258H99V257H98ZM112 258H113V256H112ZM150 259H151V258H150ZM161 259H162V258H161ZM182 259H183V258H182ZM201 259H203V258L201 257ZM18 260H19V259H18ZM120 260H121V259H120ZM152 260H153V259H152ZM156 260H157V259H156ZM170 260H171V259H170ZM191 260H192V259H191ZM196 260H197V259H196ZM11 261H12V259H11ZM110 261H111V260H110ZM149 261H150V260H149ZM171 261H172V260H171ZM194 261H195V260H194ZM199 261H201V260H199ZM204 261H205V260H204ZM235 261H236V260H235ZM154 262H155V261H154ZM202 262H203V260H202ZM202 262H200V264H201ZM208 262H209V261H208ZM208 262H205V263H208ZM135 263H136V262H135ZM182 263H183V262H182ZM184 263H185V262H184ZM188 263H189V262H188ZM205 263H204V264H205ZM18 264H19V263H18ZM108 264H109V263H108ZM110 264H111V263H110ZM119 264H120V263H119ZM126 264H129V263L126 262ZM202 264H203V263H202ZM209 264H210V262H209Z\"/></svg>","mask_w":264,"mask_h":264},{"label":"snow or ice","instance_id":"6c2138e0","mask_svg":"<svg viewBox=\"0 0 264 264\" xmlns=\"http://www.w3.org/2000/svg\"><path fill=\"white\" fill-rule=\"evenodd\" d=\"M262 52H264V47H262ZM228 67L231 68V75L236 76L237 78H239V77L242 75V69H243L244 67H246V65H240V66H237V67H231V65H229ZM224 72H225L226 75L229 74V73H228V68H225V69H224ZM261 110L264 111V108H262ZM215 192H219V187H216L215 189H213L212 192H209V193H208L209 197H212V196L214 195ZM195 204H197V205H201V201H200V200H196V201H195ZM201 207H215V205H214V204H209L208 201L205 200V201L203 202V204L201 205ZM209 219H211V217H209ZM194 222H195L194 217H193V216H189V217H188V223H189V224H192V223H194ZM205 230H206V229H205ZM221 243L226 244L227 241H224L223 238H222ZM218 247H220L219 244H218ZM221 250H225V249H221ZM65 264H66V262H65Z\"/></svg>","mask_w":264,"mask_h":264}]
</instances>
